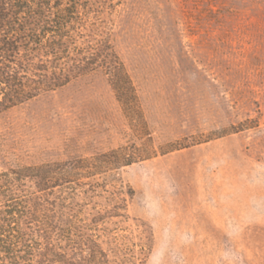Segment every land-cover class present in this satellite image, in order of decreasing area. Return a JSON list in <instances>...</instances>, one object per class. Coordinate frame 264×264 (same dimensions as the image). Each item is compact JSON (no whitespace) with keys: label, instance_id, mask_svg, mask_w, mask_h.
I'll use <instances>...</instances> for the list:
<instances>
[{"label":"rangeland","instance_id":"374dc122","mask_svg":"<svg viewBox=\"0 0 264 264\" xmlns=\"http://www.w3.org/2000/svg\"><path fill=\"white\" fill-rule=\"evenodd\" d=\"M106 20L149 134L99 70L0 113V172L156 149L115 172L125 209L90 231L111 264H264V0H117Z\"/></svg>","mask_w":264,"mask_h":264},{"label":"trees","instance_id":"16d2710c","mask_svg":"<svg viewBox=\"0 0 264 264\" xmlns=\"http://www.w3.org/2000/svg\"><path fill=\"white\" fill-rule=\"evenodd\" d=\"M116 4L0 0V113L100 70L136 136L149 134L136 85L109 38L106 14ZM157 153L132 143L0 172V264H111L90 231L125 209L115 172ZM102 195L115 202L88 221L84 205Z\"/></svg>","mask_w":264,"mask_h":264}]
</instances>
